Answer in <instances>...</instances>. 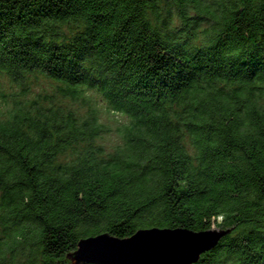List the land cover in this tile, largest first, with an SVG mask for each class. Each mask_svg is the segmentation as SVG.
Instances as JSON below:
<instances>
[{
  "label": "trees",
  "instance_id": "obj_1",
  "mask_svg": "<svg viewBox=\"0 0 264 264\" xmlns=\"http://www.w3.org/2000/svg\"><path fill=\"white\" fill-rule=\"evenodd\" d=\"M3 80L0 264L212 225L191 264H264V0H0ZM90 90L127 117L110 148Z\"/></svg>",
  "mask_w": 264,
  "mask_h": 264
},
{
  "label": "water",
  "instance_id": "obj_2",
  "mask_svg": "<svg viewBox=\"0 0 264 264\" xmlns=\"http://www.w3.org/2000/svg\"><path fill=\"white\" fill-rule=\"evenodd\" d=\"M227 232L228 227L214 226L202 231L143 228L120 238L100 233L79 239L68 258L71 264H191Z\"/></svg>",
  "mask_w": 264,
  "mask_h": 264
},
{
  "label": "rangeland",
  "instance_id": "obj_3",
  "mask_svg": "<svg viewBox=\"0 0 264 264\" xmlns=\"http://www.w3.org/2000/svg\"><path fill=\"white\" fill-rule=\"evenodd\" d=\"M49 87V83H47L45 80L38 81L37 84L32 85L31 89L29 92L26 94V96H32L33 93L37 94L38 92L40 94L44 93V90ZM50 88V87H49ZM18 90V87L15 84H11L5 80H3L0 83V93H4L9 95V93H13V96H16V93ZM49 91V89L47 90ZM17 97V96H16ZM84 97L89 101L90 105H93L96 109V112L98 113V118L99 120L106 124L109 128L108 131H106L103 135L102 138L100 139V142H102L105 147L110 148L113 146L116 142L119 141V136L116 133V128L124 123L127 122V117L118 111H111L107 104L106 101H104L101 96L93 91H85ZM5 103L2 101V98L0 97V110L6 109L7 105H4ZM75 106L79 105V102H75ZM215 225H212L211 228H213ZM217 227V226H215Z\"/></svg>",
  "mask_w": 264,
  "mask_h": 264
}]
</instances>
